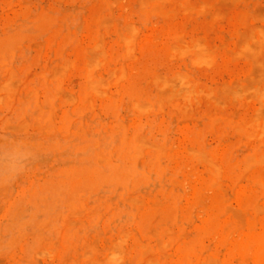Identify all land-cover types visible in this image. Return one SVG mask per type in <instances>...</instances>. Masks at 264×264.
Wrapping results in <instances>:
<instances>
[{
  "label": "rangeland",
  "instance_id": "1",
  "mask_svg": "<svg viewBox=\"0 0 264 264\" xmlns=\"http://www.w3.org/2000/svg\"><path fill=\"white\" fill-rule=\"evenodd\" d=\"M48 14L51 16V19L56 16V22H51V25H49V23L48 26L46 25L47 28L45 27L46 29L44 28L43 30V28L41 29V26H38V23H42L41 20L45 18L46 15L49 16ZM51 14L54 16H52ZM34 16H37L36 20L40 18L41 19L37 22H33V25L30 26L29 32L34 27V25H37L35 28H33L34 30L32 29L33 31L31 30L32 33L30 32V34L32 35L29 34V37L28 35H26V38H23L22 36L23 41L21 42V44H19L18 41V45H16L18 48L16 47L13 53V59L11 64L12 66L10 71V87L12 88L11 91L13 93L9 95V99H13L9 100L7 98L8 96H4V94L2 93L4 92V90L2 88V91L0 87V93L3 94H0L2 96V98H0V102H2L0 103V177H2L0 178V264H60V258H64L65 260V257H68L66 261L69 260V257H71L75 252L74 244L71 245L74 249L72 247L70 248L68 254L71 255L69 256L68 254L63 255L61 253H56V255L53 253L47 254L43 251L45 254L44 256L41 249L45 251L47 249L40 247L41 249L36 250L39 245L38 243L40 242L38 241L39 238L36 235L38 233H41V231H45V234L42 232V235H45L46 237L42 236L41 234L39 235V240H45H42L43 244L41 241L40 245L42 246L47 243L46 241L54 240L55 237H57V234H59L60 237L62 236L61 240L59 237V240L55 239L54 241H51L55 242L57 247H59L60 242L63 241V235L65 232L64 227H60L61 223H67L70 220L71 221L67 224L74 225V223H76L75 227H81L78 223H80L79 221H81V223L83 224L84 221L83 227L86 228L85 236L89 235L88 238L85 237V240H88V242H90L89 240H93V238L95 237L93 234H96L97 236L99 231L102 230V232H100L99 234L103 233V235L101 234L100 237H95V241L93 240L91 242L95 243L96 239H98L97 245L98 247L103 249L109 246L112 241L114 232L117 230V228H115L116 219H114V217L112 216V212L106 205L105 207H100V216H89V214H87L90 211V215L93 214L92 210L94 211V208L95 211L99 210L98 205H96V207H93L94 204L99 203V200L96 198H101L99 194L95 195L97 201L90 202L87 200V204L85 203L84 207L86 209L83 210V213L80 212L81 217L79 216V213L71 214L74 215V217H70L69 215L70 220H68L67 222H65L63 219H61V222L58 217L56 218L57 220L52 219V217L58 214V211L60 209L57 204L49 202L47 203V205L45 204V206L43 202L41 203V199L37 198V200L34 197L35 193H37L38 190H42L43 187H49L52 185L51 182L54 179V174L57 169L65 165L72 166L75 164L74 162L68 161H66L67 164H65V152L63 154L59 153V151L61 152L62 150H55L48 155L38 156L32 154L26 156L22 166L15 172L13 178L9 179L7 176L8 164L6 163V156L10 151L12 152L13 150L20 148L21 146H24L30 149L31 152H33V148H35V146L39 142H44L48 138V135L46 133L47 130H43V128L40 126L41 123L39 122V120L29 119V122H24L25 120L20 121L17 118L18 110L20 109L21 104H25L26 102H28L30 100L28 98H35L37 104H40L38 107H43L44 102L46 101L43 100L48 98V95H55V97L58 96L56 100L53 97V113L55 111L57 112L54 113L55 122L61 119L59 118V116H57L58 114L61 117L65 115L73 118L78 117L79 109L86 107L88 105L89 100L91 101V109L94 110H91V112L93 113L88 111L86 113L87 116L84 113V121H90L92 115L94 114H96L97 118L100 120L109 121V112L106 109H104L103 111V108H100L102 107L100 99H96V97L94 96H91L89 98L83 97V99H81V94L83 91L80 90L82 89V86H79V83L83 84L84 82V79L82 80V75L77 70H74L73 68L71 69V67L65 69L66 66L62 65L63 59H66L69 56L72 61L74 53L75 59L77 58L76 56L81 53L80 51L82 48H90L88 41H90L89 39H91V34L94 32L96 27L98 28V30H96L97 32L100 30L98 32V35L101 34L99 37H101L100 39L102 47H106L104 48L106 51L109 48V52L115 51L121 55H125L122 53L124 52L126 46H120V44H122V41L119 37V34H121L122 30H126L128 26L136 27V29L134 28V32L138 30L136 34L134 33L133 35V44L130 45V48H133L134 51L130 49V52L132 51V53H129V47H127L126 49H128V52L126 53L125 51V53L128 56L130 54V57L127 56L128 58L126 57L124 60V57L122 56V60H124V64L126 65L124 66L125 68H127L126 73L128 72L126 75L127 78H125V81L122 82L123 85H121V88H123V86L125 87L124 90L129 91L134 89L141 93L156 94L159 96L161 95V97H164L169 95L175 86V91L179 90L178 92H180L181 86L179 85V83H177V81L172 80L177 70H185L188 74L190 72V75H193L192 77H194V79H196V81L200 83V86L204 88L205 86H208L207 89L211 88L215 90L211 91L213 92L212 94L214 96L210 94L211 92H208V94L205 93L207 96L210 94L208 96V99L206 98L207 96H204L205 94L195 96L194 100L198 98L196 100V103H199H197V105L195 103V105L192 106L188 110V112H184V114L181 111L179 112L173 109L171 105L169 107V105H166L167 103H162L160 109L156 110L157 113H155L154 111V113L150 112L148 114L146 113L141 115L131 110V108L128 106V99L125 96L126 94L124 93L125 95L123 98L124 103L122 105V112L124 116H127V121L129 123H139L144 128L151 129L156 133L164 132L168 138L169 144L171 143V146L173 144L175 145L172 146L169 153V157L167 158V168L169 173L174 174L180 181V195L176 203L174 202L173 204H171V202H164V204H171L173 208L175 207L174 210L176 212V217L178 216L179 221H181V223L183 224L182 228H186L184 231L187 230L189 234V232L193 228L203 230L202 238L205 245L220 254H227V252H229V249H231L230 247H232L233 244L237 242V240L240 241L244 238L243 234L247 233L246 230L248 229V227H246L247 222L253 218V213L251 211H248L247 209V211L245 210V212H248V214L249 212H251L249 214V217L244 214L245 212L243 210L244 206L242 202L246 200L249 195L252 194L254 191L252 185L247 180L248 178H246L250 176L251 172L254 169H252V167L249 168V170H251L244 173L247 176L244 175V177L242 175L243 178H238L239 181L238 179H233L232 177L226 176L222 177L219 180L218 183H220V187L218 183L208 184L210 182L207 179L208 175L206 173V170L204 169L203 164H199L200 162L195 159V162L193 161L192 156L188 155L190 153L188 152L187 154L186 152V146L191 139L198 137L202 140L204 139V143H206L210 148L214 149L215 155L218 159L225 158L230 161L236 160L241 156L242 153L240 147L241 139L237 135L235 128L233 129L231 125L229 126L227 124L233 121L234 119V121H238L241 119H255L256 116L264 118V101L257 97L255 93L257 92L258 88L260 89V91L264 89V36L262 37V35H264V0H0V36H2L3 33L5 35L8 30L12 32V30L14 29L13 27H15L16 25L17 28L19 24H21L23 21L30 22L32 21L31 18H34L35 20ZM40 16H42L43 18ZM95 17L96 19L99 18L98 20H101L103 24H96V22L94 21L96 20ZM25 18L27 19L25 20ZM28 19L31 20L29 21ZM55 19L52 20L55 21ZM108 22H110V24ZM129 22L131 24H129ZM51 26L56 29L55 34L54 29L52 30ZM99 26L101 27V29H99ZM49 30L52 32V34ZM58 30L60 31L58 32ZM72 33L74 34L72 35ZM176 34H179V36L177 37ZM182 34L184 37H182ZM175 36L178 40L180 39L181 41H189L191 39H195L196 41L200 42L202 46H208L206 49H211L210 52L212 53V58L209 60L212 61L211 65H209L208 62H198V64L193 61H190V59H188L187 57L184 58L182 56L184 58L183 59L180 57V55L177 56V53L171 51L172 47L170 48L174 40L173 38H175ZM62 37H68V40L71 39V43L68 40L63 39ZM2 38L3 37H1L0 39ZM245 38L250 43V48H243L244 42L247 41ZM75 44L78 45L76 46ZM237 47H239L240 49H238ZM236 50H238V54L236 53ZM92 51L93 50H91V52ZM168 52L170 53V55L168 54ZM171 52H173L174 54ZM133 53L136 54L134 55ZM57 55H59V57H56ZM236 55H238V57H236ZM62 56L65 58H63ZM79 59H75L76 61L73 62L74 65L76 64V68L80 66L81 61ZM155 74H157V77H154L156 76ZM5 75L6 73L0 71V79ZM161 76L167 77L169 80H171L174 86L172 87L171 84L168 86L165 85V87L159 86L156 82H154L156 80L152 81V79H157ZM38 79H41V81H43L42 79H44V84L41 85L42 82ZM238 79H240L241 81ZM33 82H36L38 84ZM31 83L34 84L31 85L32 87L30 86ZM204 83H206L207 85ZM107 84L108 90H110L111 92L118 91L120 88L118 85L111 82H108ZM247 85L250 87L246 88L248 87ZM244 87L245 89H242ZM253 87L256 88L254 93ZM249 89L252 91V93H250L251 91ZM50 90L52 91V93L50 92ZM28 92L30 94H35L30 95ZM262 93L264 94V91ZM28 94L31 97H29ZM218 94H220L221 96ZM225 94H230V96L228 95L227 97ZM76 95H80L79 97H77L79 98L78 101L76 99ZM200 96L205 98H199ZM223 97L228 98L229 102L228 100L225 101ZM75 100L77 102H74ZM83 100L86 102H83ZM202 100L205 101L202 102ZM206 100L208 101L206 102ZM260 100L263 102V104ZM72 103L75 104L73 105ZM94 103L96 105H93ZM195 106L196 109H198L197 111L199 112L195 111ZM161 108H163V112L165 111L164 113L162 112ZM174 110L179 113H175ZM259 113L261 115H259ZM203 114H205V117H203ZM208 116L213 117V119H209ZM197 118L200 119L195 120ZM228 118L230 119L229 121L227 120ZM223 120H225L226 122L224 123ZM36 123L37 125H34ZM21 128L23 130H21ZM232 130H234L235 132ZM251 139L253 140H247H249V143H252V146H254L257 141L255 138ZM246 142L248 143V141ZM250 144L249 146H251ZM183 145H185V147ZM184 148L186 151L184 150ZM63 162L65 165L63 164ZM178 169H180L179 173H177ZM255 169L262 170L264 169V167L258 166L255 167ZM244 178L246 180H244ZM184 181L187 185L184 184ZM220 181H223L222 187ZM205 185H210L211 187L216 186V188H214L216 190L212 188V190L209 191L208 189L210 187L207 189ZM203 186L205 187L202 188ZM4 188H7L6 192L3 191ZM200 188L201 190L205 191H199ZM217 188H220L221 190H218ZM225 188L227 190V193L225 192ZM232 188L234 190H232ZM235 189L239 191L236 192ZM240 190L241 192L244 191L242 193L243 196L242 194H240L241 196L237 194L238 192H240ZM206 191L209 192L206 193ZM220 191H222V194ZM217 193H220L223 196L224 202H227L224 208L221 210V212L224 210L223 213H220L214 205V195H216ZM211 194L213 197H211ZM199 195H201V199L199 198ZM238 196L240 200L237 199ZM148 197H145L147 199H144V203L150 204L151 202L150 205L152 207L154 206L155 208H157L158 204H160L161 201H159V199L156 201H152V199H149ZM180 197L182 198V200ZM202 199L203 201L201 202ZM33 200H35L34 202L36 203H34ZM109 201H114V198L113 200H108V202ZM196 201L200 203H197ZM234 208L236 209V212L234 211ZM87 209H90L89 212ZM226 209L229 210L226 211ZM232 209L234 212H232ZM241 209L242 211H240ZM191 210L192 212H190ZM229 211H231L232 214ZM30 213L32 214L30 215ZM189 213H192L191 217H189ZM261 213L258 215V218H262L264 220V212L262 214ZM237 214L239 215V217L236 216ZM211 216L212 218H210ZM246 216L248 218H252L249 220L248 218H246ZM49 217L51 218L49 219ZM213 217H215L216 220ZM39 218L42 219L40 220ZM64 219L66 220L67 218ZM246 219H248V221ZM45 220H50L53 222H51L50 224V222L47 223L48 221L45 222ZM95 220H97V222ZM223 220H225V222ZM228 220L231 221L229 222L231 224L227 225ZM40 221H44V223H47L48 226L46 227H49V229L46 228L45 230V228H42L43 224H41ZM38 224L42 227H37ZM232 224H235L236 226H233ZM225 225H227V228H225L226 230H224ZM231 225L233 226L232 229H230ZM104 226H108V228H104ZM208 226L212 227L210 231L207 230ZM256 226L257 227H254V230L256 232L264 231V227L262 226V223H259V220ZM56 227H58V229L60 227V230L62 228L63 232H55L54 229ZM125 227L127 229L132 228L131 230L134 233L136 232L137 234L141 232L140 227L136 228L135 226H132L129 222L125 223ZM237 227L240 229H238ZM243 227H246L247 229L245 228L244 231ZM39 228L42 229L40 230V232ZM99 228L102 229L99 230ZM145 228L147 236L151 239V241L153 240L152 243L154 245H156V243H159V246H157V248L160 249L163 253L165 252L166 256L170 255L166 253L170 251L174 252V250L171 249L174 248L173 241H171L167 245H164L163 243L158 241L159 235L157 227L151 225V227ZM174 228H172L174 231L171 229L172 235L170 234V236H172V239L173 235L176 236L181 234L184 236L185 232L182 231L179 233L180 230L176 227ZM236 228L237 230L233 231ZM155 231L156 233H154ZM172 231L174 234L172 233ZM229 231L231 232L229 233ZM211 232H213V236ZM223 233L227 235L230 234V236L227 237L228 240L225 242V244H223V242L221 241V234ZM235 234L236 236H234ZM90 235L92 239H90ZM238 235L239 237L242 235L243 236L242 238L238 237L239 239H237ZM50 236L53 238H51ZM185 236H187V233L185 234ZM32 237L35 239H33ZM47 237L49 238V240ZM56 240H58L59 243H57ZM104 241L105 243H103ZM128 244L131 245V242L129 241ZM160 244H162L163 246H161ZM169 245L170 247H167ZM160 246L162 247V249L160 248ZM226 247L228 248V250ZM172 252L170 253L172 254ZM49 254L51 256H49ZM66 261L64 262L65 264L68 263H66Z\"/></svg>",
  "mask_w": 264,
  "mask_h": 264
},
{
  "label": "bare ground",
  "instance_id": "2",
  "mask_svg": "<svg viewBox=\"0 0 264 264\" xmlns=\"http://www.w3.org/2000/svg\"><path fill=\"white\" fill-rule=\"evenodd\" d=\"M52 16H54V15H52ZM36 17H35V20H34V18H31L32 21H30L31 19L30 20L28 19L30 22L23 21L21 24L18 23L19 26L16 28V25H15V27H13L14 29L12 30V32L8 30V32H10V33L6 32V34L8 33L7 35L6 34L4 35V33H3L2 36H0V38L3 37L2 39H0V71L6 73V75L0 79V87H1V90L3 88L4 92H2V93L4 94V96H8L7 97L8 99H9V95H11L13 93L11 91L12 88L10 87V85H11V83H10V79H11L10 71H11V66H12L11 64H12V59H13V53L17 47L16 45H18L17 44L18 41H19V44H21V42L23 41L22 36H23V38H26L27 37L26 35H28V37L30 35H32V34H30V32L37 25L36 26L34 25V27L29 32L30 26L33 25V22H37L38 20L41 19L40 18V19L36 20ZM40 17H42V16H40ZM47 17H48V19H47ZM50 17H51L50 15L49 16L46 15L45 18L42 17L44 20L42 19L41 20L42 23H38V26L39 27L41 26V29L43 28V30H44L45 27L47 28L49 23H50L49 25H51V22L52 23L56 22V19H55L56 16L54 18H52V19H55V21H53ZM112 17H114V16H112ZM26 19L27 18H25V20ZM95 19H96V17H95ZM98 19L99 18L94 20L96 22V24L102 23L101 20H98ZM50 20H52V21H50ZM108 23L110 24V22H108ZM129 24H131V23L129 22ZM43 25H45V26H43ZM57 25H58V23H57ZM132 25H133V23H132ZM118 26H120V25H118ZM134 28L136 29V27L128 26V28L124 31L121 29L122 32H121V34H119L120 35L119 37L122 41V44H120V46L123 45V46H126V48L129 47V53H132V51H134L133 48H130V45L133 44L132 43L133 35H134V33L136 34V32L138 31L137 30L136 32H134V30H135ZM53 29L54 28L52 27V30ZM57 29H58V27H57ZM99 29H101L100 26H99ZM55 30L56 29H54V34H55ZM96 30H98L97 27L94 30V32L91 34V39H89L90 41H88L90 48L89 49L82 48L83 50L81 49V51H80L81 53H79V55L76 56L77 58H75V59L80 58L79 60L81 61V62L79 61L80 66L79 67L77 66L78 68H76V64L75 65L73 64V62L76 61L74 59L75 53L73 54L74 60L72 59V61H71V58L68 55H66V56H68L67 57L68 59L67 58L63 59V64L62 63L61 64L66 66L65 69H67L68 67L69 68L71 67V69L73 68L74 70H77L82 75V77H83L82 80L84 79V82H83V84L79 83V86H82V89H80V90L83 91L82 94L80 93L81 97H82L81 99H83V97L89 98L91 96L96 97V99H100L101 106H102L100 108H103V111H104V109H106L109 112V116H110L109 121H103V120L98 119L96 114L92 115V118L90 121H84V113L86 114L88 111L91 112V110H94V109H91V104H90L91 101L89 100L88 105L86 107L79 109V111H78L79 116L78 117L73 118V117H70L67 115L61 117L58 114L57 116H59V118H61V119L59 121L55 122L54 121V113L56 111L53 113V100L54 99L56 100V98H58V96L55 97V95L54 96L48 95V98L43 100V101L46 100L44 102L43 107L42 106L38 107L40 104L39 105L37 104V101L35 98H32V99L28 98V99H30L28 102L25 101L26 102L25 104L24 103L21 104L20 109L18 110L17 118L20 121L25 120L24 122H29V119L39 120V122L41 123L40 126L43 128V130H47V132L46 131L45 132L47 133L48 138L44 142H39L37 145L35 144L36 146H35V148H33V152H31L30 149H28L24 146L23 147L21 146L22 148L20 147L16 150H13V151L16 153H19L21 155H24L25 157L32 155V154H35L38 156L48 155L55 150H62L61 152L59 151V153H61V154H63L65 152L64 153V161L65 162L66 161L74 162L75 164L72 166L71 165L69 166V165H65V164H67V162L65 164L63 162V164L65 166L56 170V172L54 174V179L51 182L52 185L49 187H43L42 190L41 189L38 190L39 189L38 188L37 189L38 192L35 193L34 197L36 199L37 198L41 199V203L43 202L44 205L45 204L47 205V203H49V202H53V204H57L60 207L58 214H57L58 216L56 215V216L52 217V219L55 220L58 217L60 220L63 219L65 222L70 220V217H72V216L74 217V215H71V214H78L79 213V216H80V212L83 213V210L86 209L84 207H85V203L87 202V200L90 202H92V201L95 202V201H97L96 200V198H97L99 200V203L94 204L93 207L94 206L96 207V205H98L99 210H100V207H102V206L105 207V205L107 207H109L110 211L112 212V216L114 217V219H116V223H115L116 227L115 228H117V230L114 232L111 243L108 242V243H110L109 246L108 247L106 246L107 248L103 249V248L98 247V245H97L98 239H96V242H95L96 244L94 242H91L95 239V237L97 238V236L100 237L101 234L103 235V233L99 234L100 232H102V230H101L102 228L101 229L99 228V230H101V231L98 230L99 231L98 235L96 236V234H93L95 237L93 238V240H89L90 242H88V240L87 241L85 240V237L88 238L89 235L85 236L86 235V228L83 227L84 221H83V224L81 223V221H79L80 223H78V224L81 227H75L76 223H74V225L73 224H67L71 221L70 220L67 223H61L60 227H64L65 232L63 235L64 236L63 241L60 242L59 247H57L55 242H51V241H54L55 239L59 240V237H60L59 234H57L58 238L55 237V239L51 240V241L49 240V238H48L49 235H48L47 238L49 241H46L47 243L41 246L40 243L42 240H44V239H42L44 237L41 238L42 240H39L40 239L39 235L40 234L42 235V232H43V231H41V233H38L36 235L39 238L38 241H40L38 243L39 244L38 248H36V246H35L36 250L41 249L40 247L47 249L46 251L41 249L44 256H45L44 252L47 254L53 253L56 255V253H61L63 255H65V254L67 255L69 253L70 248L72 247L71 245L74 244L75 249L72 247L75 250L74 254L71 257H69V260H67V261H66V259L68 257H65V260H64V258L63 259L60 258V260H61L60 264H65L64 263L65 261H66V263L68 262L67 264H264V231L256 232L254 230V227H257L256 225L258 224V220H259V223H262V226L264 227V220L262 218H258V215L264 210V169H262V170H256L255 169V167H258V166L264 167V118L256 116L257 118L255 117V119L253 117H249V118H253V119H243V120L241 119L238 121L237 120L234 121L235 119L234 120L232 119L233 121H231L227 124L229 126L231 125V127L233 129L235 128L237 135L241 139L240 140V147H241L242 153H241V156L236 160L230 161V160H227L225 158H223V159L219 158L218 159L215 155L214 149L210 148L206 143H204V139L202 140L198 137L191 139L189 141V143H187V146H186L187 151L184 148V150L187 152V154H188V152L190 153L188 155L192 156L193 161L195 159V160L200 162L199 164H201V163L203 164L204 169L206 170V173L208 175L207 179L210 182L208 184L218 183L222 177H226V176L232 177L233 179L243 178L242 175L243 176L246 175L244 173L251 170V169L249 170V168L252 167V169H254L251 172L250 176L246 177V178H248L247 180L252 185L254 191L252 194L249 195V197L246 200H244L242 202V204L245 208V209L243 208L244 212L247 209L248 211H251L253 213V218L252 217L248 218L249 214L251 212H249V214H248V212L244 213L248 216V217L246 216V218H248L249 220L252 218L250 221H248V219H246L248 221L247 226H246V227H248V229L245 227L247 229L246 230L247 233L243 234L244 235L243 239H241L240 241L237 240V242L234 243L233 246L231 245L232 247H230L231 249H229V252H227V254H225V255L220 254V253L208 248L205 245L203 238H202L203 230L193 228L189 232V234H188L187 230L184 231L186 228H184V229L182 228L183 224L181 223V221H179L178 216L176 217V212L174 210L175 207L173 208L171 206V204H173L174 202L176 203V201L180 195V185H179L180 181H179V179H177V177L174 174L169 173L168 168H167V158L169 157V153H170L172 146H175V145L173 144L171 146L170 145L171 143L169 144L168 138L164 132H157L156 133V132L152 131L151 129L144 128L139 123H136V122L129 123L127 121V116H124L123 112H122V105L124 103L123 98H124L125 94H126L125 96L128 99V106L131 108V110L135 111L136 113H139L141 115L146 114V113L148 114L150 112L154 113V111H155V113H157L156 110L160 109V107L162 106V103H167L166 105H169V107L171 105L173 107V109H175L179 112L181 111L184 114V112H188V110L192 106L195 105L196 100L198 99L197 98L196 100H194L195 96H198L201 94L204 95L205 93L208 94V92L210 93L212 90L213 91H215V90L211 89V88L207 89L208 86H205V88L200 86L199 85L200 83H198L196 81V79H194V77H192L193 75L191 76L190 72L188 74L185 70H179V71L177 70V72H175V74H174V77L172 78V80H175V81H177V83H179V85L181 86L180 90L182 92L181 91L178 92L179 90L175 91V86L172 84L173 82H171V80H169L167 77H162V76L160 78L158 77L157 79H152V81L156 80L154 82H156L159 86L165 87V85L168 86L170 84L172 87L174 86L171 93L167 96L161 97V95L159 96L156 94H145V93H141V92L134 90V89L129 90V91L124 90L125 87L123 86V88H121V85H123L122 82L125 81V78H127L126 75L128 73V72L126 73L127 68H125L126 65L124 64V60L128 56L126 54L128 52V49H126V48L124 49V52L122 54H125V55H121L115 51L109 52V50H110L109 48L106 51L104 49L106 47H104V48L102 47V43H101V39H100L101 37H99L101 34L98 35V32L100 30L98 32ZM59 31L60 30H58V32ZM260 31H259V33H260ZM51 34H52V32H51ZM73 34L74 33H72V35ZM176 35H177V37L179 36V34H176ZM64 36H66V35H64ZM263 36L264 35H262V37ZM73 37H75V36H73ZM182 37H184L183 34H182ZM134 38H135V36H134ZM175 38H176V36H175ZM175 38H173L174 40H173V43L171 44L170 48L172 47L171 51L177 53V56L180 55L181 58L187 57L188 59H190V61H193L195 63H198V62L206 63V62H208V64L211 65L212 61H209V60L212 58V53L210 52V50H211L210 48H209L210 50L206 49L208 46H206V47L202 46L200 44V42L196 41L195 39H191L189 41H187V40L184 41L182 39L183 41H181L180 39L178 40L177 38L176 39ZM201 38H203V37H201ZM240 38H241V36H240ZM63 39L68 40V37H65ZM70 40L71 39H69L68 41L71 43ZM243 40H244V37H243ZM254 42H255V40H254ZM118 43H120V42H118ZM75 45L77 46L78 44H75ZM236 46H237V44H236ZM254 46H256V45H254ZM250 47H251V45L248 42V40L245 41L243 48H250ZM237 48L240 49L239 47H237ZM130 49L132 50L131 52H130ZM91 50H93V51L91 52ZM252 50H253V48H252ZM125 51H126V53H125ZM237 51L238 50H236V53H237ZM173 52H171V53H173ZM168 54L170 55L169 52H168ZM122 56L124 57V60H122ZM131 56H132V54H131ZM56 57H59V55H57ZM128 57H130V54ZM236 57H238V55H236ZM239 57H241V56H239ZM63 58H65V57H63ZM131 59H133V58H131ZM77 64H79V63H77ZM59 67H61V66H59ZM52 71H53V69H52ZM155 75L156 76H154V77H157V74H155ZM27 76H28V74H27ZM41 78H42V76H41ZM44 79H42V80L44 81ZM38 80L41 81V79H38ZM238 80H240V79H238ZM43 81H41L42 82L41 85L44 84ZM46 81H47V79H46ZM25 82H26V80H25ZM108 82L109 83L111 82V83L118 85L120 87L119 90L115 91V92L114 91L111 92L110 90H108V84H107ZM33 83H36V82H33ZM36 84H38V83H36ZM204 84H206V83H204ZM31 85H34V84L31 83L30 86ZM230 85H229V87H230ZM232 85H234V84H232ZM237 85H238V83H237ZM71 86H72V84H71ZM249 87L250 86H248L246 88H249ZM231 89H232V86H231ZM242 89H245V87ZM253 89H254L253 90V93H254L256 88L253 87ZM225 91H226V89H225ZM263 91H264V89L260 91V89L258 88L257 92H255V93H256L257 97H259L261 100L264 101V94L262 93ZM50 92L52 93L51 90H50ZM2 93H0V94H2ZM73 93H71V94H73ZM212 93L213 92H211L210 94H212ZM250 93H252V91ZM29 94H28V96L31 97L30 95H34L35 93H33V94L31 93L30 95ZM42 94H44V93H42ZM206 94L204 96H207ZM221 94H223V93H221ZM61 95H63V94H61ZM218 95H220V94H218ZM228 95L230 96V94H228ZM228 95H226V96L228 97ZM252 95H254V94H252ZM13 96H14V94H13ZM79 96L76 95L77 101L79 99L77 97H79ZM208 96L206 97L207 99H208ZM239 96H240V94H239ZM53 97H54V99H53ZM201 97L202 96H200L199 98H201ZM0 98H2V96ZM88 98H87V101H88ZM202 98L204 99L205 97H202ZM223 98L225 99V101L228 100V98H225V97H223ZM11 99H13V98H10L9 100H11ZM77 101L75 100L74 102H77ZM204 101L202 100V102H204ZM207 101L208 100H206V102ZM83 102H86V101L83 100ZM228 102H229V100H228ZM0 103H2V102H0ZM92 103H93V101H92ZM197 103H199V102H197ZM197 103H196V105H197ZM258 103H259V99H258ZM72 104L74 105L75 103H72ZM262 104H263V102H262ZM55 105H56V102H55ZM93 105H96V104L94 103ZM92 108H95V107H92ZM96 108H98V107H96ZM162 109L163 108H161V110ZM165 109H166V107H165ZM54 110H55V108H54ZM95 110H97V109H95ZM197 110L198 109H196V106H195V111H197ZM193 111H194V108H193ZM162 112H163V110H162ZM179 112L175 111V113H179ZM197 112H199V111H197ZM91 113H93V112H91ZM91 113H90V115H91ZM200 113H201V110H200ZM260 113H259V115H261ZM66 114H68V113H66ZM254 114H256V113H254ZM100 115H101V113H100ZM172 115H176V114H172ZM191 115H192V113H191ZM204 115L205 114H203V117H205ZM86 116H87V114H86ZM138 117H139V115H138ZM208 117H206V118H208ZM225 118H227V117H225ZM199 119L197 118L195 120H199ZM209 119H213V117H209ZM237 119H239V118H237ZM227 120L229 121L230 119L228 118ZM219 121H222V120H219ZM223 122L225 123L226 121L223 120ZM34 125H37V123ZM39 129H41V128H39ZM21 130H23V129L21 128ZM26 130H27V128H26ZM17 131H18V129H17ZM232 131H234V130H232ZM60 134H61V136H60ZM251 138H255L257 141V143L254 146H252V143L250 144L249 143L250 141L247 140V139H250L252 141L253 139H251ZM246 141H248V143ZM249 144L251 146H249ZM33 145H34V143H33ZM183 146L185 147V145H183ZM237 146H238V144H237ZM175 148H177V147H175ZM173 149H174V147H173ZM174 157H176V156H174ZM230 157H231V155H230ZM171 158H173V157H171ZM230 159H232V158H230ZM169 160H170V158H169ZM197 161H196V163H197ZM57 164H58V162H57ZM183 166H185V165H183ZM179 171H180V169L177 170V173H179ZM186 177H188V176H186ZM244 180H246V179L244 178ZM238 181H239V179H238ZM220 182H221V187H222L223 181H220ZM184 184H185V181H184ZM218 184L220 187V183H218ZM185 185H187V184H185ZM185 185H184V187H185ZM1 186H3V185H1ZM205 186L207 189L209 187L211 188V189L210 188L208 189L209 191H211L212 188L213 189L216 188V186L215 187L214 186L211 187L210 185L209 186L205 185ZM205 186H203L202 188H204ZM182 189H183V187H182ZM217 189L221 190L220 188H217ZM238 189H240V188H238ZM6 190H7V188H4L3 191L6 192ZM200 190H201V188L199 189V191ZM214 190H216V189H214ZM225 190H226V188H225ZM232 190H234V189L232 188ZM235 190H236V192L239 191L237 189H235ZM39 191H41V192H39ZM201 191L204 192L205 190L204 191L201 190ZM209 191H206V193ZM222 191H220L221 194H222ZM194 192H196V191H194ZM225 192L227 193V190ZM240 192H241V190H240ZM240 192H238L237 194L240 195L244 191H242L241 193ZM226 193H224V194H226ZM96 194H99L101 198L100 199L98 197L95 198ZM221 194L217 193L216 195H214V197H215L214 205H215L216 209L219 210L220 213H223L224 210L222 212H221V210L224 208V206L226 205L227 202H224L223 196ZM196 195H198V194H196ZM242 196H243V194H242ZM145 197L152 199V201L153 200L156 201L159 199V201H161V202H160V204H158V207L155 208L154 206L152 207L150 205L151 204L150 200H149L150 204L144 203V201L147 199ZM181 197H183V196H181ZM200 197H201V195H199V198ZM211 197H213L212 194H211ZM113 198H114V201L108 202V200H113ZM228 198H225V199H228ZM197 199H198V197H197ZM237 199L240 200L239 196L237 197ZM181 200H182V198H181ZM34 201L35 200H33V202ZM162 201H163V203H162ZM202 201H203V199L201 200V202ZM164 202H167V203L171 202V204L166 205V204H164ZM34 203H36V202H34ZM197 203H200V202H197ZM3 206H1V207H3ZM211 207H213V206H211ZM90 209H92V208H90ZM90 209H87L88 212ZM204 209H206V208H204ZM99 210L95 211V208H94V211L92 210L93 214L90 215L91 211L87 214H89V216H93V215L100 216L101 214H99V213L101 212V210L100 211ZM228 210L226 209V211H228ZM235 210L236 209L234 208V211ZM234 211L232 209V212H234ZM240 211H242V209ZM190 212H192V210ZM219 212H217V213H219ZM229 212H231V211H229ZM232 212H231V214H232ZM237 213H238V210H237ZM31 214L32 213H30V215ZM177 214H179V213H177ZM231 214H230V216H231ZM69 215H70V217H69ZM218 215H220V214H218ZM66 216H68L69 219ZM191 216H192V213H189V217H191ZM236 216L239 217L238 214ZM50 218L51 217H49V219ZM64 218H67V219L65 220ZM210 218H212V216ZM213 218H215V217H213ZM39 219L41 220L42 218H39ZM83 220H85V219H83ZM215 220H216V218H215ZM95 221L97 222V220H95ZM209 221H210V219H209ZM223 221L225 222V220H223ZM45 222H47V223L50 222V224H51V222H53V221L45 220ZM61 222H62V220H61ZM128 222L132 226H135L136 228L140 227L141 232L137 234L136 232L134 233L131 230L132 228L130 229L128 227L129 229H127L125 227V223H128ZM229 222H231V221L228 220L227 225L231 224ZM40 223L43 224L42 225L43 227L39 225ZM40 223L38 224L37 227L45 228V230H46V228L49 229V227H46V226H48L47 223H44V221H40ZM196 223H198V222H196ZM255 223H257V224H255ZM54 224H56V223H54ZM151 225H154V227H157L158 235H159L158 241H160L164 245H167L171 241H173L174 248H171V249H173L174 252L170 251V248H169V251L172 252V254L170 252H168L166 254H170V255L166 256L165 252L163 253L160 249L157 248V246H159L158 245L159 243L158 244L156 243V245H154L152 243L153 240L151 241V239L147 236L146 228H145V227H151ZM227 225H225L224 230H226L225 228H227ZM232 225L234 226L235 224H232ZM232 225H231L230 229H232V227H233ZM243 225H246V224H243ZM108 226H104V228H108ZM60 227H59V229H58V227H56L54 229L55 232H59V233L63 232L62 231L63 229L61 228V230H60ZM174 227H176L180 230L179 233L182 231L185 232L184 236L181 234L176 235V236L173 235V239H172V236H170V234H171V229ZM40 228H39V232H40V230H42ZM211 228L212 227L208 226L207 230L210 231ZM237 228L233 231H236ZM245 228H244V231H245ZM152 229H153V227H152ZM238 229H240V228H238ZM154 230H156V229H154ZM174 230H175V228H174ZM173 231H172V233H173ZM233 231H232V233H233ZM19 232H20V230H19ZM95 232H96V230H95ZM213 232H211V234ZM230 232L231 231H229V233ZM154 233H156V231ZM186 233H187V236H185ZM33 234H35V233H33ZM207 235H208V233H207ZM42 236H45V235H42ZM212 236H213V234H212ZM229 236H230V234L229 235H227L225 233L221 234V241L223 242V244H225V242L228 240L227 237H229ZM234 236H236V234ZM242 236L239 237V235H238L237 239L242 238ZM61 237H60V240H61ZM205 237H207V236H205ZM219 237H217V238H219ZM51 238H53V237H51ZM33 239H35V238H33ZM90 239H92L91 235H90ZM210 239H211V237H210ZM58 240H56L57 243H59ZM213 240H212V242H213ZM129 241L131 242V245L128 244ZM156 242H157V240H156ZM103 243H105V241ZM42 244H43V241H42ZM160 245L163 246L162 244H160ZM161 246H160V248L162 249ZM173 246H171V247H173ZM167 247H170V245ZM163 250H165V249H163ZM227 250H228V248H227ZM50 254H49V256H51ZM69 255H71V254H68V256ZM151 255L152 256L155 255V256H153L154 258Z\"/></svg>",
  "mask_w": 264,
  "mask_h": 264
},
{
  "label": "clouds",
  "instance_id": "3",
  "mask_svg": "<svg viewBox=\"0 0 264 264\" xmlns=\"http://www.w3.org/2000/svg\"><path fill=\"white\" fill-rule=\"evenodd\" d=\"M26 157L14 151L9 152L6 156V163L8 164L7 176L12 179L15 172L22 166L23 161ZM2 178V177H0Z\"/></svg>",
  "mask_w": 264,
  "mask_h": 264
}]
</instances>
